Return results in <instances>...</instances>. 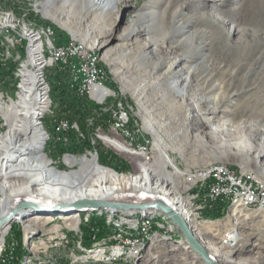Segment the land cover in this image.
Segmentation results:
<instances>
[{"label":"rangeland","instance_id":"1","mask_svg":"<svg viewBox=\"0 0 264 264\" xmlns=\"http://www.w3.org/2000/svg\"><path fill=\"white\" fill-rule=\"evenodd\" d=\"M44 1L0 0V18L11 13L17 18L19 24L16 28H9L6 30L7 33L0 35V56L11 60L7 64L0 65V93L4 95L5 101L8 102L16 97L20 80L16 75L20 64L27 59V40L22 47L19 45L18 38L22 37L21 25L28 24L27 20H31L29 24L39 29L40 25L55 28V39H53L55 44L71 42L74 46L80 45L83 55L85 50H93L98 64L105 72L106 78L99 79L102 80V87H106L113 94L105 103H92L96 99L91 96L92 87L98 85H89L90 93L84 88L87 86L85 83L87 79L83 77L84 63H73L76 78L72 82L70 80L73 73L70 67L67 66L62 70L57 68V63L49 66V69L54 68L50 69V72L47 71L46 78L51 86H55L54 96L57 99L54 101L57 107H52V111L55 112L50 111L46 126L50 129L51 136L57 130L58 124L71 132L65 133L66 141L63 140L49 148L48 157L55 158L67 153L88 157L97 155L98 160H102L109 168L128 176L138 172L141 163L147 160L155 167H160V172H166L173 177L172 182L177 187V191L185 195L187 202H195L193 208L205 203L204 209H194L197 220L193 222L203 241L219 246L222 252H229L232 259L241 261V264H264V208L252 206L241 209L239 207L241 209L239 215L230 218L236 209L234 205L236 202L223 201V198L211 202L191 199L197 194L192 192L203 189L200 194L205 196L210 191L213 177L208 176L203 182H193V180H197L199 174L217 165L223 166V169L229 167L237 174H240L242 170L259 172L264 180V143L255 127L241 124L243 121L249 123L257 118L250 111H244V113L237 111L236 103L242 99V96L220 101L222 108L218 113L213 114L214 117L210 115L212 122L202 118L200 107L197 105L202 101L201 92L206 96L218 95V100H221V93L232 92L239 88L238 81L228 75L221 77L218 73L215 78H209L203 84L201 79L195 80L190 90L189 107L179 109L178 103L181 99L173 95L171 89L161 90L154 84L166 79L157 78L165 71L166 64L157 73L149 76L151 78L141 75L148 71L142 70L136 63L135 57L142 50L147 49L146 44H141L146 42V39H143L140 46L135 44L129 46L132 52H127L126 45L119 38L132 26L136 13L143 10L146 0H119L117 10L102 19L96 18L93 14L80 16L69 11L68 5L62 6L59 2L56 7L64 8L63 13L50 8L62 23L76 30L79 38H74L67 27L42 14ZM184 1L174 0L170 10L176 11ZM219 2L220 0L213 2V5L218 6L216 3ZM236 5L235 0L227 8L233 11ZM162 8L164 5H160V9ZM204 11L206 9L193 3L185 7L178 18H196V15ZM12 32H17V36H12ZM11 38L18 42L11 44ZM175 44L173 39L166 46ZM196 49L197 51L201 49V43L196 45ZM155 57L152 55L151 59ZM73 60H75V53H68L66 62H73ZM111 62H113L112 65ZM217 62L220 66L224 65L221 59ZM112 70H117L118 75L115 76ZM83 79L84 83H82ZM134 91L137 93V98L133 96ZM83 94L88 96L87 104L78 102L79 96ZM141 106H145L147 110L143 112ZM125 112L127 119L120 118ZM2 125L0 118L2 128L0 131L4 130ZM113 126L118 130L115 131ZM107 137L114 138L117 143L113 145L105 142ZM189 175L193 176L192 180H187L191 179L188 178ZM11 181L12 184L22 182L21 178L15 177ZM120 185L126 193L135 192V186L130 180L121 182ZM114 212L99 209L85 211L80 216H75L66 223H72L70 237H77V239L72 238L68 240L67 247L57 248L52 253L46 254L39 252L40 236L45 237L51 234L52 230L60 231L62 221L56 222L43 218L36 224L35 220H32L37 229L30 239L27 238L25 229L16 226L13 221L8 233L4 236L5 239L0 243V247L6 250V252L2 251L5 254L4 258L3 253L0 255V264H42V262H46L44 264H54V262L55 264H81V262L83 264H207L197 252L187 247L189 244L181 229L176 224L171 227V223L167 221L163 223L164 228H154L152 236H146L145 243L141 245L134 257H117L115 254L118 252L115 250V254L107 252L102 257L99 256L101 260L93 262V259L89 257L94 255V250L104 249V247L113 249L123 244L116 245L115 237L122 238V235L130 236L129 234L138 236L136 231H131L127 225L121 226L118 221H122L127 216L142 218L146 213L140 210ZM89 214L93 218L87 216ZM155 214L164 215L159 210H156ZM113 215L116 216L113 217ZM76 219L79 221L77 226L73 223ZM100 219H103V225ZM148 220L149 218H145V221ZM100 225L107 230L104 234H100ZM74 227H77V231L72 229ZM91 229H95L98 241L107 234L111 236V241H103V244L91 242L90 236L93 233ZM236 234L240 238L238 241L230 237ZM86 239L90 241L88 244L82 242ZM174 247L177 248L174 249Z\"/></svg>","mask_w":264,"mask_h":264},{"label":"bare ground","instance_id":"2","mask_svg":"<svg viewBox=\"0 0 264 264\" xmlns=\"http://www.w3.org/2000/svg\"><path fill=\"white\" fill-rule=\"evenodd\" d=\"M146 1L143 10L136 13L132 26L119 37L126 45L127 52H132L129 46L134 44L140 46L143 39H146V42L141 44H146L147 49L142 50L135 57L136 63L141 66L142 70L148 71L141 75L151 78L149 76L157 73L166 64L165 71L157 77L166 79L159 80L154 84L161 90L171 89V93L181 99V102L178 103L179 109L189 107L193 81L201 79L203 84L209 78H215L217 73L221 74V77L228 75L234 78L238 81L239 88L228 93L221 90L223 92L221 100H218V95L206 96L203 92L200 93L202 101L200 104L197 103L200 107V115L205 121L212 122L213 114L218 113L222 108L220 101L242 96V99L236 103L237 111L239 113L250 111L257 118L249 123L243 121L241 124L255 127L262 136V143H264V0H236L237 5L232 9L233 11L227 7L235 0H220L219 3H216L218 6L213 5V2L218 0H185L173 12L170 8L174 0ZM58 2L62 6L68 5L69 11L80 16L93 14L96 18L102 19L116 11L120 1L45 0L42 14L67 27L74 38H79V34L74 28L62 23L57 14L50 10L52 8L63 13L64 8L56 7ZM193 3L206 11L196 15V18H178L184 8ZM160 5H164V8L160 9ZM16 19L11 13L1 17L0 35L7 33L6 30L9 28H16L19 25ZM21 27V36L27 40V59L20 64L16 75L20 78L17 94L15 98L6 102L4 95L0 93V118L3 122L2 127L4 126V130L0 131V219L8 215L22 201L34 202L46 209L58 205L62 207L59 208L58 213L45 210L38 212L35 208L23 209L0 230V243L5 239L4 236L8 233L13 221L16 226L25 229L26 236L30 239L37 229L34 223L39 222L40 219L49 218L50 221L66 223L85 211H92V209H86L70 214L69 212H72L69 211L72 209L70 207L80 200L144 203L160 198L185 218L198 243L213 260L218 264H241V261L232 259L229 252H222L219 246L208 244L200 238L198 229L193 226V222L197 220L194 216L196 214L194 209L200 210V205L193 208L195 202H187L185 195L177 191V187L172 182L173 177L166 172H160L161 168L155 167L153 163L147 160L143 161L138 172L128 176L109 168L102 160H98L97 155L88 157L87 155L74 156L63 153L64 155L55 158L48 157L49 148L63 140L66 141L65 133L71 132L68 128L58 124L57 130L51 136L50 129L46 126L52 107H57L54 101L57 99L54 96L55 86H51L46 78V73L49 66L58 64L57 48H59V44L53 42L55 34L50 27L40 25L39 29L29 23H23ZM175 37L177 38L175 39ZM173 39L176 44L167 47L166 44ZM16 41L11 38L10 43L14 44ZM200 43L201 49L197 51L196 45ZM77 47L81 49L80 45ZM91 53L94 56L93 50H85L84 55ZM152 55L156 57L151 59ZM67 57L68 53L66 61ZM94 58L98 63L97 58L95 56ZM220 59L224 65L217 64ZM112 71L115 76L119 73L117 70ZM86 79V82L83 79L82 83L85 82L89 85L91 81L96 83L100 78ZM74 80L71 78L70 82ZM214 87L216 88V86ZM84 88L86 89V86ZM92 88L91 96L96 98L92 102L94 104L105 103L113 95L106 87L93 86ZM136 95L137 93L134 91L133 96L136 97ZM141 108L143 112L147 110L145 106H141ZM210 115L212 116L210 117ZM120 118L127 119L126 112ZM0 129L2 128L0 127ZM113 129L118 130L115 126ZM105 142L113 145L117 143L112 137L105 138ZM223 170L225 169L221 165L211 167L205 173L199 174L198 179H194L193 182H203L209 174ZM259 174L261 173L242 170L238 174L239 176L230 182L226 177L221 181V185L226 186L221 198H228L236 191L245 190V192L236 193V197L241 199L247 191H254L259 201L258 207L264 208V180ZM14 177L21 178L22 182L12 184L11 179ZM192 177L189 175L188 178L191 179L187 180H192ZM129 180L135 186L134 193L124 192L120 185L121 182ZM252 194L253 192L250 195ZM199 195L195 194L191 199L195 198L200 201ZM209 197H211V189L205 196H202V199H209ZM229 202H236L234 204L236 209L230 218L238 216L241 209L253 206V204H242L240 200ZM155 213L156 210L153 209L147 211L142 218L127 216L118 222L121 226L127 225L131 231H136L138 234L143 232L145 224L160 223V228H164L163 223L167 221L171 223V227L174 226L175 223L168 215L164 213V215L158 216ZM87 216L92 217L90 214ZM145 218H149V220L145 221ZM78 219L73 222L76 226L79 222ZM32 220L35 222L33 223ZM72 229L77 231V227ZM230 237L237 241L240 239L237 234ZM188 244L187 247L196 252L194 246L189 242ZM115 250L118 253L115 254ZM2 251L6 252L4 248H1L0 255L3 253ZM94 251L92 257H96L95 261L101 260L100 257L107 252L115 254L117 257L131 256L124 255V253H131L132 245L123 243L113 249L104 247V249ZM120 251L121 253H119ZM136 254L134 253L133 257ZM44 263L46 262H42V264Z\"/></svg>","mask_w":264,"mask_h":264},{"label":"built area","instance_id":"3","mask_svg":"<svg viewBox=\"0 0 264 264\" xmlns=\"http://www.w3.org/2000/svg\"><path fill=\"white\" fill-rule=\"evenodd\" d=\"M24 20V19H23ZM26 21V20H25ZM31 24V20H27ZM52 31L56 32L55 28H51ZM12 36H17V32H12ZM25 42V39L23 37H19V45H22ZM67 53H75V60L73 62H66V54ZM57 54H58V64L57 68L58 69H64L65 67H70L72 71V77L71 78H76V71H73V63H84L85 64V71H83V77L84 78H106L105 77V72L102 70L100 65L95 62V58L92 55H83V52L77 47L72 45L71 42L67 43H60L59 42V48H57ZM10 59H4L3 57L0 56V65H4L7 62H10ZM54 68V67H52ZM50 68V69H52ZM50 69H47L48 72H50ZM89 85H98L99 87H102V80H99L96 83H93L92 81L89 83ZM89 85L86 86L87 92H89ZM90 93V92H89ZM121 116V115H120ZM239 175L232 170L231 168L227 167L223 171H218L214 172V174H209V177H213V184L212 187H209L211 189V197L209 199H202V194H200V191L202 192L203 189L197 190L196 192L192 193H197L200 198V200H206L208 202L215 201L218 199H221V194L224 195L223 190L225 189L226 186L221 185V181L224 180L226 177L229 179V182L231 180H234L237 178ZM239 192H245V190H239L234 192V194L228 196L227 199L223 198V201H231V200H240L242 204H253V206H258L259 201L257 196L254 194V191H247L244 195L243 198L239 199L236 197V193ZM253 192L252 195H250ZM201 196V197H200ZM202 202V201H201ZM204 204L199 206V209H204ZM63 223V222H62ZM125 224V222H124ZM63 225V226H62ZM60 224V231H50L51 234L42 237L40 236V253L46 254V253H52L53 250L61 247H67L68 246V240L72 238L77 237H70V226H72V223H63ZM87 226V225H86ZM131 226V224H130ZM160 228V223L158 224H145L143 227V232L139 233L138 236H124L122 235V238L120 237H115V244L119 245V243H128L132 245V252L131 253H124V255H131L133 256L134 253L139 252V247L143 245L146 241V236H152V230L154 228ZM93 230V233L91 234V242L97 243V242H103V241H111V236L105 235L101 239V241H98L97 234L94 232L95 229ZM100 238V237H99ZM87 240V239H86ZM85 242V241H82ZM72 255V252H71ZM5 257V254L3 253V258ZM93 258V262H95L96 257H89ZM3 261H5L3 259ZM55 264V262H54ZM83 264V262H81Z\"/></svg>","mask_w":264,"mask_h":264},{"label":"water","instance_id":"4","mask_svg":"<svg viewBox=\"0 0 264 264\" xmlns=\"http://www.w3.org/2000/svg\"><path fill=\"white\" fill-rule=\"evenodd\" d=\"M62 206H52L49 209H46L44 207L38 206L34 202L30 201H22L19 205H17L8 215H6L4 218L0 219V230L3 228V226L8 222H10L15 216L20 213L23 209H33L35 208L36 211H49L51 213H58L60 211L59 208ZM69 212L70 214L79 212L80 210H86V209H92V210H99V209H108L113 211H129V210H140L147 212L149 210H159L166 215H168L171 220L181 229L183 232L186 240L194 246L196 252H198L204 260L207 262V264H218L215 260H213L209 254L202 248V246L198 243V240L193 235L191 229L189 228V225L187 224V221L185 218L180 215L174 207L169 205L165 200L163 199H153L151 201H147L144 203H131V202H121V201H106V200H80L73 204L72 207H70Z\"/></svg>","mask_w":264,"mask_h":264},{"label":"trees","instance_id":"5","mask_svg":"<svg viewBox=\"0 0 264 264\" xmlns=\"http://www.w3.org/2000/svg\"><path fill=\"white\" fill-rule=\"evenodd\" d=\"M80 97V101H78L79 103H83V104H87V101H88V96L86 94H83L82 96H79ZM75 112V110H74ZM106 116V115H105ZM104 218V217H103ZM100 223L102 224V221L103 219H100ZM103 225V224H102ZM100 225V234H104L107 230L105 229L104 226ZM90 241L89 240H86L85 243L88 244Z\"/></svg>","mask_w":264,"mask_h":264}]
</instances>
